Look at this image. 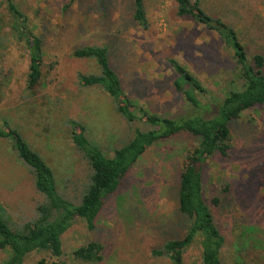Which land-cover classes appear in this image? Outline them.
Instances as JSON below:
<instances>
[{
    "label": "rangeland",
    "instance_id": "374dc122",
    "mask_svg": "<svg viewBox=\"0 0 264 264\" xmlns=\"http://www.w3.org/2000/svg\"><path fill=\"white\" fill-rule=\"evenodd\" d=\"M134 0H16L29 17L30 27L44 42L45 59L40 82L27 86L25 45L11 30L5 9L0 41V129L18 131L53 169L60 192L78 203L89 183L91 167L72 138L69 121L84 128L83 136L105 155L130 140L143 122L132 124L117 112L116 104L99 87H82L79 74H100L93 59L74 57L75 50L100 46L109 49L112 67L124 91L140 107L155 114L177 117L189 112L174 89L175 73L168 60L185 65L207 89V102L233 88L237 65L232 51L218 35L177 13L176 0H143L149 28L133 21ZM195 1V0H193ZM212 15L224 17L240 35L249 53H264V0H201ZM198 145L191 135L165 139L148 149L130 170L124 185L110 196L96 220L97 230L76 220L63 235L66 264L76 261L75 248L97 239L105 245L100 264H171L154 257L168 240L185 235L188 220L179 213L180 174L187 155ZM230 158L215 156L203 167L204 196L217 226L226 238L222 264H264V110L246 111L232 124ZM217 198L218 205L212 200ZM44 196L33 175L12 148L0 139V204L16 226L36 218ZM257 229L259 243H248L243 227ZM248 242H246V241ZM199 245L185 253V264H201ZM8 252L0 251V264ZM53 259L33 253L24 264Z\"/></svg>",
    "mask_w": 264,
    "mask_h": 264
},
{
    "label": "trees",
    "instance_id": "16d2710c",
    "mask_svg": "<svg viewBox=\"0 0 264 264\" xmlns=\"http://www.w3.org/2000/svg\"><path fill=\"white\" fill-rule=\"evenodd\" d=\"M79 0H70L74 4ZM104 0H100L102 4ZM177 13L189 17L200 25L215 32L224 46L232 51L236 62L235 86L221 97L204 102L199 95L207 89L188 68L171 58L168 63L175 73L173 86L184 99L189 112L177 117L163 116L136 105L124 91L122 80L112 67L109 49L89 46L74 51L76 58L93 59L100 67V74H79L82 87L99 86L113 99L117 112L132 124L140 121L149 125V130L136 129L133 137L113 156L105 155L98 147L90 144L83 136L84 128L76 121H69L72 138L84 154L91 167V175L80 202L65 197L58 188L53 169L38 152L23 139L17 130L6 124L0 129V139H10L18 158L26 164L34 179V185L44 196L37 206L36 218L16 226L6 208L0 204V251L8 252L3 264H24L33 253H47L53 262L63 256V235L76 220L86 223L87 230L94 234L96 220L106 200L124 185L130 170L145 154L159 142L176 135L188 134L198 140V145L185 160L180 174L178 211L188 220L185 235L168 240L160 249L152 251L154 257H166L171 264H185V253L194 244L199 245L201 264H222L221 252L226 238L217 226L212 207L204 196V163L215 156L230 158L232 151V124L241 119L246 111L264 110V53L250 54L240 32L225 21L224 17L210 14L201 0H176ZM133 21L147 30L149 21L143 0H134ZM5 9L11 19V30L18 42L25 45L28 56L27 86L33 89L42 78L45 59L44 42L30 27L29 17L20 9L16 0H0V41L5 27L2 14ZM212 202L218 205L219 200ZM243 237L248 243H259L253 226L243 227ZM105 245L97 239L75 248L72 256L85 264H100L104 260ZM37 264H49L41 259Z\"/></svg>",
    "mask_w": 264,
    "mask_h": 264
}]
</instances>
